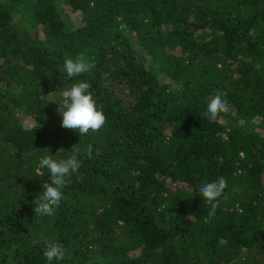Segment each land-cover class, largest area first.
Segmentation results:
<instances>
[{
    "label": "trees",
    "instance_id": "16d2710c",
    "mask_svg": "<svg viewBox=\"0 0 264 264\" xmlns=\"http://www.w3.org/2000/svg\"><path fill=\"white\" fill-rule=\"evenodd\" d=\"M81 53L95 66L68 79ZM79 80L99 133L61 127L52 101ZM73 154L65 199L36 216L39 160ZM220 179L210 218L199 189ZM49 240L53 264H264V0H0V264H47Z\"/></svg>",
    "mask_w": 264,
    "mask_h": 264
},
{
    "label": "clouds",
    "instance_id": "9594fccd",
    "mask_svg": "<svg viewBox=\"0 0 264 264\" xmlns=\"http://www.w3.org/2000/svg\"><path fill=\"white\" fill-rule=\"evenodd\" d=\"M94 66L81 53L74 59L66 57L63 71L68 79H72L89 73ZM90 88V83L85 80L73 82L70 87L61 91L58 99L52 101V103H59L58 112L63 117L61 127L76 131L80 136L87 135L90 132L99 133L108 123L107 116L97 104ZM228 111L227 101L217 92L209 98L203 116L212 122ZM85 154L89 159L92 158L93 147L91 144L87 146ZM81 166L82 162L75 154L59 160L54 159L51 155L44 156L39 160L36 168L37 175L40 176L41 171L47 169L51 183H44V191L33 201L36 216L55 215L56 210L65 199L63 190L71 185V177L78 172ZM226 187V181L223 179L205 182L201 185L199 191L210 208L208 213L210 218L215 216L216 210L220 207V198L224 195ZM43 256L46 258L47 264H53L54 261L65 260L67 250L60 242L49 240L46 242Z\"/></svg>",
    "mask_w": 264,
    "mask_h": 264
}]
</instances>
